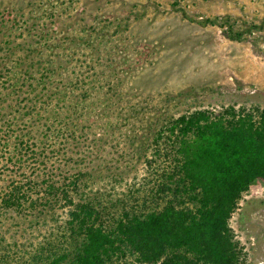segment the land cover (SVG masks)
<instances>
[{
  "label": "rangeland",
  "instance_id": "rangeland-1",
  "mask_svg": "<svg viewBox=\"0 0 264 264\" xmlns=\"http://www.w3.org/2000/svg\"><path fill=\"white\" fill-rule=\"evenodd\" d=\"M0 39L11 61L37 48L68 77L80 74L79 88L60 78L59 93L50 89L64 97L56 101L64 113L78 104L75 142H20L17 154L15 142H0V195L12 180L39 189L29 190L32 207L0 206L4 264H48L71 252L64 220L73 204L38 202L45 174L61 181L78 172L71 200L109 222L122 209L161 204L153 191L165 161L150 138L164 119L199 107H264V0H0ZM228 223L241 264H264V179L241 192Z\"/></svg>",
  "mask_w": 264,
  "mask_h": 264
},
{
  "label": "trees",
  "instance_id": "trees-1",
  "mask_svg": "<svg viewBox=\"0 0 264 264\" xmlns=\"http://www.w3.org/2000/svg\"><path fill=\"white\" fill-rule=\"evenodd\" d=\"M217 17L209 21L215 23ZM5 44L0 39V142H15V154L20 142H66L69 137L75 142L78 104L64 113L56 102L64 97L51 94L60 90L53 79H72L79 88V72L68 77L37 48L34 54L29 53L32 48H24L27 52L11 61L13 50ZM150 142L165 161L153 191L161 204L122 209L109 222L90 203L71 200L78 172L61 181L42 176L47 196L42 194L39 203L73 204L64 220L71 252L53 254L48 264L65 259L64 264L242 263L244 252L228 219L241 192L257 178L264 179V107L251 111L228 104L186 110L164 119ZM34 185L12 180L0 195V206L32 207L37 202L29 195Z\"/></svg>",
  "mask_w": 264,
  "mask_h": 264
}]
</instances>
